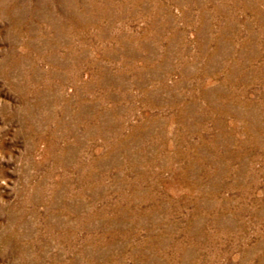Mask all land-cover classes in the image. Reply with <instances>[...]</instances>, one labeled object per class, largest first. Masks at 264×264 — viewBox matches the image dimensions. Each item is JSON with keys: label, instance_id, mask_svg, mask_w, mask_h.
<instances>
[{"label": "rangeland", "instance_id": "obj_1", "mask_svg": "<svg viewBox=\"0 0 264 264\" xmlns=\"http://www.w3.org/2000/svg\"><path fill=\"white\" fill-rule=\"evenodd\" d=\"M0 264H264V0H0Z\"/></svg>", "mask_w": 264, "mask_h": 264}]
</instances>
